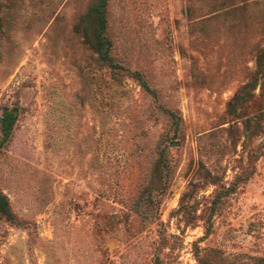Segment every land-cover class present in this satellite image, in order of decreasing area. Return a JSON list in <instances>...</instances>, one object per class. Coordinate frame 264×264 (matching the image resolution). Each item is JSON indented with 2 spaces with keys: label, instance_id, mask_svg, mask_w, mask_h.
<instances>
[{
  "label": "rangeland",
  "instance_id": "obj_1",
  "mask_svg": "<svg viewBox=\"0 0 264 264\" xmlns=\"http://www.w3.org/2000/svg\"><path fill=\"white\" fill-rule=\"evenodd\" d=\"M99 2L0 0V264H264V0Z\"/></svg>",
  "mask_w": 264,
  "mask_h": 264
},
{
  "label": "trees",
  "instance_id": "obj_2",
  "mask_svg": "<svg viewBox=\"0 0 264 264\" xmlns=\"http://www.w3.org/2000/svg\"><path fill=\"white\" fill-rule=\"evenodd\" d=\"M103 0L96 5L91 6L85 14L81 17V30L84 32L85 43L93 50L98 52V57L102 61H109L107 56L108 45L107 42L102 37V32L104 29V19L102 14ZM115 69H120V67H113ZM131 77L137 81L138 85L147 93L153 95V92L148 89V87L141 80L138 73H133ZM243 96V95H242ZM241 96V97H242ZM239 96H234L232 102L239 100ZM14 117L11 112H2L0 118V133L1 141L3 143L9 136L11 126L13 125ZM244 129H247V124L244 125ZM0 216L8 217L7 204L4 196L0 193Z\"/></svg>",
  "mask_w": 264,
  "mask_h": 264
}]
</instances>
